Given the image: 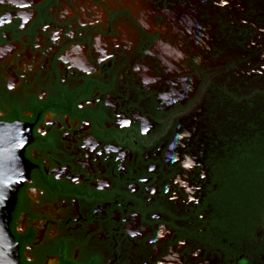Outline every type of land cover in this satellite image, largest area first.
Segmentation results:
<instances>
[{
	"label": "flooded vegetation",
	"instance_id": "obj_1",
	"mask_svg": "<svg viewBox=\"0 0 264 264\" xmlns=\"http://www.w3.org/2000/svg\"><path fill=\"white\" fill-rule=\"evenodd\" d=\"M189 1L0 0L19 264H264L237 190L264 206V57L244 83L226 62L264 19L227 6L217 34Z\"/></svg>",
	"mask_w": 264,
	"mask_h": 264
},
{
	"label": "water",
	"instance_id": "obj_2",
	"mask_svg": "<svg viewBox=\"0 0 264 264\" xmlns=\"http://www.w3.org/2000/svg\"><path fill=\"white\" fill-rule=\"evenodd\" d=\"M14 125L0 124V264H19L16 246L8 233L10 211L15 193L22 182L20 137Z\"/></svg>",
	"mask_w": 264,
	"mask_h": 264
},
{
	"label": "rangeland",
	"instance_id": "obj_3",
	"mask_svg": "<svg viewBox=\"0 0 264 264\" xmlns=\"http://www.w3.org/2000/svg\"><path fill=\"white\" fill-rule=\"evenodd\" d=\"M187 2H189L190 6H194V2L195 1H189V0H185ZM230 1V2H229ZM246 0H198V5H199V11L200 13L204 16L203 18L209 16L210 19H214L215 21H219L221 19L222 24L218 25L216 27V32L217 34H221L222 30L228 32V28H226L225 24H228V22H234V19L231 20H224L226 19V16L224 15V12H226L225 8H227V6H232V8L234 9H238V10H244V8L246 9L244 11V15L245 12L248 11L249 9V4H247ZM251 1V0H250ZM253 9H255V11H257L256 14H260V18L264 19V0H253ZM225 7V8H224ZM196 16L194 15V18ZM256 18V17H255ZM260 20V19H258ZM237 21V20H236ZM264 21V20H263ZM261 22V20H260ZM222 25V26H221ZM259 25V24H257ZM260 26V25H259ZM234 30H236L235 26L233 27ZM237 33H235L236 36ZM256 36H254L253 40H251V42L248 40L246 41H241L244 42L243 45H245V49L240 53L237 52H232L230 53V57L226 59V62L228 63H232V59L236 60V78L237 80L241 81V83H244V81H247L248 78L246 77L247 74H249V71L256 67L257 65L263 64V61L261 62V58L264 57L263 56V51H264V40L263 39H259V34L257 35L256 33H254ZM195 42V41H194ZM236 45L230 44V47H228V49H233ZM195 48V45L193 46ZM233 54V55H232ZM264 79V76H263Z\"/></svg>",
	"mask_w": 264,
	"mask_h": 264
},
{
	"label": "trees",
	"instance_id": "obj_4",
	"mask_svg": "<svg viewBox=\"0 0 264 264\" xmlns=\"http://www.w3.org/2000/svg\"><path fill=\"white\" fill-rule=\"evenodd\" d=\"M260 133V132H259ZM259 147L256 146V150L259 151ZM248 161V160H247ZM258 165H261V162L258 163ZM241 177H250L253 175H249L247 172H242ZM259 180L264 183V173L258 174ZM239 185L237 188L239 193V218H240V224H241V235L243 233H248L252 230V224L254 223V220L257 219L261 208L264 207L263 203L261 202L260 197V190L259 188H247L245 184L243 183ZM250 199V201H249Z\"/></svg>",
	"mask_w": 264,
	"mask_h": 264
}]
</instances>
